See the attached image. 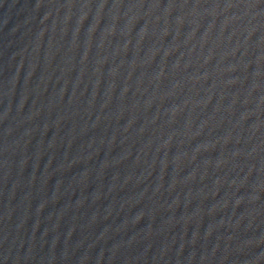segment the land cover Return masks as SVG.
I'll use <instances>...</instances> for the list:
<instances>
[{"label":"water","instance_id":"95a60500","mask_svg":"<svg viewBox=\"0 0 264 264\" xmlns=\"http://www.w3.org/2000/svg\"><path fill=\"white\" fill-rule=\"evenodd\" d=\"M0 264H264V0H0Z\"/></svg>","mask_w":264,"mask_h":264}]
</instances>
